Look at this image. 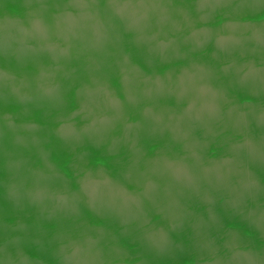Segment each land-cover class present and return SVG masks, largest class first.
<instances>
[{
  "label": "water",
  "instance_id": "95a60500",
  "mask_svg": "<svg viewBox=\"0 0 264 264\" xmlns=\"http://www.w3.org/2000/svg\"><path fill=\"white\" fill-rule=\"evenodd\" d=\"M75 174L52 235L36 186ZM1 232L0 264H264V0H0Z\"/></svg>",
  "mask_w": 264,
  "mask_h": 264
},
{
  "label": "flooded vegetation",
  "instance_id": "af4514ba",
  "mask_svg": "<svg viewBox=\"0 0 264 264\" xmlns=\"http://www.w3.org/2000/svg\"><path fill=\"white\" fill-rule=\"evenodd\" d=\"M117 40H115V42H116ZM126 42V41H125ZM117 43V42H116ZM120 44V43H119ZM159 46H161L160 44H162V43H157ZM217 47V46H216ZM242 59V61L241 62H243V57L241 58ZM262 58H259V60H261ZM203 88H211V90L213 89L211 86H203ZM185 89V88H184ZM201 92H203V90H201ZM180 121V120H179ZM197 121H195L194 123H196ZM198 123V122H197ZM34 152H37V151H34ZM43 155L44 154H46L47 152L46 151H43V152H41ZM53 153V152H52ZM52 153H50V155L52 156ZM56 156H58L57 154H55ZM54 153H53V158H54ZM92 156V155H91ZM91 158H94V156H92ZM102 162H104V161H102ZM58 165H59V160L57 161H54L53 160V165H51L50 167L52 168V169H50L49 171H47V172H49V173H51V171H53V175H55L56 173H57V176H58V174L60 173V171H59V169H54V168H56V167H58ZM53 166V167H52ZM101 166V165H100ZM49 167V166H48ZM48 167L46 168V169H48ZM99 167V166H98ZM121 168L120 169H116V168H114L113 169V171L112 172H114V173H116L117 175L119 174V175H121V171H122V168H124V167H122V166H120ZM69 168H71V167H69ZM126 168H128V166L126 167ZM40 170H42V169H40ZM70 173H73V172H71V170L69 171ZM68 173V172H67ZM86 174H87V172H85ZM82 175H85L84 173H82ZM55 177V176H54ZM75 178H76V174L74 175V178H73V180H72V176L71 177H66L65 179L66 180H68L67 182L65 181V182H63V181H59L58 182V184L56 185V186H53V184H55V182L53 183V179L52 180H50V182L48 183V182H46V184H39L38 186H36V188H39L40 189V192H39V199H36V201H35V204H36V206L38 207V206H41L42 207V209H43V212H44V210L46 211V209H47V207H49L50 208V212H51V214L49 215V216H44V217H42V215H40L41 213H39L37 210H34V215H33V221L35 222V223H41L42 221H44L43 222V224H44V226H46L47 228L48 227H50L51 228V234L53 235V206H57L58 204H60L59 206H61V207H65L66 209H69V210H66V211H69V216H68V219H64V221L66 222V223H62V224H64V225H67L68 227H71L72 226V229H71V231H73V230H75V231H77L76 229H78V231H79V228H76L75 226H76V224H77V222H81V226L83 227V220H81L80 218H76L75 217V214L77 213L76 211H75V209H74V202H73V199H75V198H78V197H76V195L77 196H79V190H81V189H85L86 188V185H89L88 183L87 184H85V185H82L81 187H78V186H76V184H74L75 182H73L74 180H75ZM56 179H57V177H56ZM126 185V184H125ZM58 186V187H57ZM93 186V185H92ZM129 186H131V184L129 185ZM55 187H57V188H55ZM62 187H65V190L67 189V190H69L70 191V193H71V195H73V194H75V196L73 195L72 197L70 196V198H68V199H65V198H62V197H60L63 193L62 192H60V191H58L57 189L58 188H62ZM89 187V186H88ZM87 187V190H89V188ZM118 186H116V185H114V187H113V189L117 192V194L118 195H120V188H117ZM76 188H78L79 190H77ZM98 189V188H97ZM130 189H132V187H130ZM62 191H64V190H62ZM99 192H100V190H98ZM89 193V192H88ZM94 195L96 194V191L95 192H92ZM113 193H115V192H113ZM42 195L43 196H45L46 195V199L45 200H41V197H42ZM64 195V194H63ZM121 200H122V198H121ZM95 201V200H94ZM110 201V200H109ZM89 202V201H88ZM35 204H33V205H35ZM107 205H108V203H107ZM84 210V209H83ZM89 210V208H87L86 210H84V211H88ZM105 210V213H110V209H109V207H108V209H107V206H106V209H104ZM118 214H121V212L119 211L118 212ZM5 218H6V220L5 221H9V222H11V221H14V219L15 220H19L18 221V223L17 224H19V225H26V224H30L29 222H28V220L26 219V220H24L23 219V217H22V215H21V212L19 211V214L18 215H9V214H2ZM87 214L85 213L83 216H84V220L86 221V224H85V226H89L88 224H89V216H86ZM122 215V214H121ZM57 218H58V215H57ZM129 218H131V217H129ZM60 219H61V217H60ZM58 220V219H57ZM100 222L102 221V218L100 219V217H99V219H98ZM61 221H63V220H61ZM105 221V220H104ZM58 222H60V221H58ZM104 225H106V224H104ZM108 225V224H107ZM38 226H42V225H38ZM116 228V227H115ZM87 231L88 230H86V232H85V230L84 229H82V233H83V236L86 238L87 237ZM34 233H35V235H38V236H40L42 233H41V230H38V231H36L35 232V230L33 231ZM114 232V231H113ZM115 233H118V231L117 232H115ZM44 234H46V231H44ZM104 234H105V232H100V231H98V236L100 237L101 235H102V237L104 236ZM4 236V233H0V244H2L1 246H3V244H4V242L6 241V240H8V238H6V237H3ZM43 235V234H42ZM131 235H133V234H131ZM150 252V251H149ZM241 262V263H240ZM208 263H210V264H214V263H212V261H209ZM231 263H233V262H231ZM50 264H53V261H51V263ZM54 264H58V262H55ZM64 264V263H63ZM149 264H151V263H149ZM176 264V263H175ZM179 264H184V263H179ZM233 264H246V263H244L243 261H239V260H237L235 263H233Z\"/></svg>",
  "mask_w": 264,
  "mask_h": 264
}]
</instances>
